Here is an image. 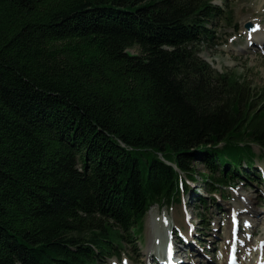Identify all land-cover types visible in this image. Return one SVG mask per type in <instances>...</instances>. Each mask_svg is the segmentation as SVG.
<instances>
[{"label":"trees","instance_id":"trees-1","mask_svg":"<svg viewBox=\"0 0 264 264\" xmlns=\"http://www.w3.org/2000/svg\"><path fill=\"white\" fill-rule=\"evenodd\" d=\"M223 11L0 0V264H104L197 174L210 193L253 181L264 86L200 56Z\"/></svg>","mask_w":264,"mask_h":264},{"label":"rangeland","instance_id":"rangeland-1","mask_svg":"<svg viewBox=\"0 0 264 264\" xmlns=\"http://www.w3.org/2000/svg\"><path fill=\"white\" fill-rule=\"evenodd\" d=\"M213 1L215 4L222 6L224 11L221 14V17L216 21V28L218 29L216 32L217 38L213 43H207L206 45L204 44L202 46L200 56L207 60L210 66L214 68L219 74H232L233 76H230L232 80H244L253 87L260 88L264 86V47L257 48L253 46L252 48H249L247 46L249 39L246 37L247 35L245 33L247 31L245 23L248 21L259 24L261 26L262 32L264 33V0ZM252 34L259 39L258 42L260 43L261 36L263 34L256 31V29L253 30ZM239 47H242V49L238 50ZM131 50L133 52H138L137 48H132ZM254 147L255 150L260 154L262 149L256 145H254ZM260 158L261 157L259 155L255 159V164L252 166L253 169L252 171L250 170V179L252 180H256L258 174H260L261 177H264L261 172V170H264V159ZM194 164L198 172H205L207 174L210 173L207 167L201 161H196ZM197 176L198 177L196 180L189 181V191H186L181 196L180 202H175L173 205L165 206H159L155 204L153 206V214L149 212L151 209L148 211L145 217V227L142 233L136 236L135 239L137 240L123 245L124 250L122 256L128 255L131 258V264H144L147 254L156 248L153 247V249H150L149 244L154 243L156 239L155 231H161L162 225H164L166 229L168 228L167 231L159 232V235L167 236L161 237L162 239L160 241H162V244L164 242L163 245L169 241H167V238H170L168 237V234H172L173 237L178 235L176 232L177 227H182L184 230H186V225L191 224L192 226L193 223L189 222V219L186 221L187 215H183V212H187L189 210L192 211L191 220L195 222L198 227L201 226V229L203 230L207 226V222H204L203 224L200 223V219L197 215L199 212H204L206 214L208 220L210 221L208 225L210 232V236L208 238H210V244L209 241H206L207 239L204 241L202 236L198 238V241H200L204 247H209L210 252L211 250H214L210 253L211 255H215L212 261L219 262L222 257V252L225 249L223 245L222 250L221 245L224 242V244L227 245L225 240L227 238L226 232L229 229L228 227L226 228V222L228 221V209L235 201L238 202L240 200V193L247 194L252 197L249 207L251 206V209L253 211H257L259 214H257L258 218L255 220L257 226H255L253 233H256L258 238L261 234H264L263 225L259 224L261 218H264V207H262L264 205H262L263 203L260 202L261 190L264 188L263 179V183L260 185H258L256 181L249 183L246 180H242L236 188L225 189V198L221 199L222 197H219L220 195L222 196L220 190L216 192L214 191L213 194L210 192H205L204 180L199 174H197ZM193 191L206 197L205 200L208 203L203 204L201 201H199L194 195ZM192 203H194L195 206H192ZM217 203L220 205H217ZM184 204H187L188 206L186 207ZM221 206L224 210L220 209ZM152 218L157 220V224L154 227L153 224L150 225V220ZM168 221L170 222L168 223ZM185 221L186 225L184 223ZM192 227L194 230L195 226ZM201 232L202 231H198L196 236L198 234H202ZM181 238L182 237L180 236L178 239ZM182 240H185V237H183ZM198 241L197 244H199ZM217 243L220 244L218 249H216ZM179 244L181 246H187V244H184L183 242H180ZM254 244H256L255 241ZM175 246L178 245L175 244ZM146 247H148L149 250H146ZM197 247H194V252H196ZM203 253L206 254L207 251ZM245 261H247V258H245Z\"/></svg>","mask_w":264,"mask_h":264},{"label":"bare ground","instance_id":"bare-ground-1","mask_svg":"<svg viewBox=\"0 0 264 264\" xmlns=\"http://www.w3.org/2000/svg\"><path fill=\"white\" fill-rule=\"evenodd\" d=\"M256 31H258L259 33L261 32V29L258 27V26H256ZM239 201L237 202V201H235L232 205H231V207L233 208V207H235V210H237V208L238 209H242V215L244 216V217H246V220H251V222L253 223V225H254V227H252L253 229H252V232L255 230V226H257V223H255V220L258 218V213H257V211H253L252 209H251V206L249 207V203L251 202V200H252V197L251 196H249V195H247V194H243V193H240L239 194ZM153 207V206H152ZM151 207V211H149L150 213H152L153 214V210H154V207L152 208ZM259 210V209H258ZM258 214V215H257ZM186 217V216H185ZM188 219H186V221H187ZM186 221L184 222L185 223V225H186ZM150 223L151 224H153V227L154 226H156V224H157V220L155 219V218H152L151 220H150ZM259 224H262L263 225V230H264V218H261V220L259 221ZM187 227H186V232H183L182 234H189L188 233V231L190 230V226H191V224L189 225H186ZM192 226H194V225H192ZM190 227V228H189ZM189 228V229H188ZM248 230L250 229V228H247ZM168 230V228L166 229L165 227H164V225H162L161 226V231H167ZM183 230V229H182ZM161 231H155V238H159L160 240L162 239L161 237H167V236H165V235H159V232H161ZM231 231H230V227H229V229H228V231L226 232V236H227V240H226V243L229 241L230 242V240H231ZM169 237V236H168ZM185 237V236H184ZM189 237V236H188ZM154 238V239H155ZM168 239V238H167ZM262 239H264V236H262L261 238H255V239H253V238H251L249 241H248V243H247V245H246V249L248 248V247H251V251L249 252V261L247 262V263H244V264H252V261H253V264H264V251H260V248H259V246H258V243H259V241L260 240H262ZM254 241H255V243L256 244H254ZM163 244H164V242H163ZM187 244V246H188V243H186ZM161 245H162V241H161V244L159 245L160 247H161ZM157 245L155 244V241H154V243H152V244H149V248L150 249H153V247H156ZM183 246V245H182ZM180 244H178V248H181L182 247ZM224 251H223V255H222V257L221 258H224V257H227V245H225L224 244ZM183 254H184V252H183ZM128 264H131V262L129 261V263Z\"/></svg>","mask_w":264,"mask_h":264},{"label":"water","instance_id":"water-1","mask_svg":"<svg viewBox=\"0 0 264 264\" xmlns=\"http://www.w3.org/2000/svg\"><path fill=\"white\" fill-rule=\"evenodd\" d=\"M246 27L249 29H253L254 26H253L252 22H247Z\"/></svg>","mask_w":264,"mask_h":264}]
</instances>
